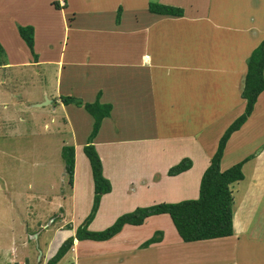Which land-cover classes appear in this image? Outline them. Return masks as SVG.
<instances>
[{"label": "crops", "instance_id": "crops-1", "mask_svg": "<svg viewBox=\"0 0 264 264\" xmlns=\"http://www.w3.org/2000/svg\"><path fill=\"white\" fill-rule=\"evenodd\" d=\"M54 1L59 3L58 7ZM150 2L155 0H78L76 3L74 0H12L11 10H3L4 6L0 4V43L7 53L6 63L1 66L14 62L17 65L31 64L47 76L54 65L51 75L56 80V86L51 90L44 89L34 106L45 105L42 101L46 99V104H53L52 110L58 105L68 111L75 107L78 111L84 109L75 103L63 102L64 97L72 96L84 103L98 100L111 107L109 116L102 119L92 142L101 158L103 174L111 179L112 188L102 195L99 210L90 225L91 230L104 229L114 222L113 218L110 219L112 216L139 206L135 198L132 199L135 200L132 206L127 205L126 196L130 194H140L141 191L140 199L148 198L151 203L139 202L149 206L181 197L188 192V182L193 177L199 184L216 150L219 137L245 107L242 96L240 102L231 100L229 89L231 87L233 91L241 83L243 88L247 57L258 44L246 50L242 49L243 43L237 47L238 58H234V61H238L239 67L237 63L232 67L234 70L237 67L240 81L234 84L225 80L228 96H224L221 101L216 97L215 102L219 103L214 108L216 110L221 106L224 110L210 117V123L213 124L211 128L219 125L218 133L211 138L214 146L209 140L205 141L206 146L201 144L202 132L207 133L209 130L194 129L191 117L186 120L184 116L192 108L194 98V89L188 91L190 87H187L185 80L192 79L191 87L194 80L206 82V88L211 92L213 78H208L205 72L219 71L215 78L223 79L221 75L225 76L228 68H231L221 63L223 55H230L228 48L225 51L223 46L226 45L227 32L231 31V27L226 26L227 20L222 18L221 7H213V0H156L158 3L181 7V16L153 13L148 9ZM261 3L264 6V0ZM236 11L230 10L228 16L236 21L238 15L242 16L246 24H240L238 28L241 29L238 30L243 28L256 36L254 32L258 26L254 23L255 19L251 18L252 14L245 19L242 11L238 14ZM69 13H72L70 18ZM257 13L259 16L262 13L261 27H264V10L260 13L257 10ZM18 24L33 27L34 50L38 55L36 60L18 32ZM217 31L222 32V35L216 38L214 32ZM8 35L10 39H7ZM20 49L26 51V56ZM167 78L174 86L170 90L166 85ZM223 88L225 90L226 86ZM260 101L264 102V91L259 94L246 122L231 134L220 161V168L224 170L245 160L242 165L243 178L230 184L234 198L233 235L185 243L170 215L160 213L148 216L139 225L125 224L107 240L79 241L75 238L69 251H73L75 257L91 255L88 256L90 264H264V144L257 150L256 146L244 151L247 142L243 136L250 132L252 137L251 117ZM208 106L212 105L209 103L205 108ZM237 106L239 109L235 113L233 109ZM231 113L234 115L220 124L223 116L227 114V117ZM259 116L264 118V111L257 118ZM136 118L140 122H135ZM63 124L70 127L68 116H65ZM162 124L166 126V131L160 132ZM107 125L111 126V130L116 128L118 133L104 135L103 130ZM120 125L126 128L124 131L127 130L129 136H118L117 128ZM132 128L140 129L138 135H130ZM91 131L87 132L86 143ZM194 145L204 155L199 169L195 166L201 160V154L190 149ZM83 146L82 143L74 145V174L76 171L77 175L78 153L83 154ZM81 157L89 164L86 155ZM185 157L192 160V166L179 174L168 175V169ZM89 169L91 171L90 165L86 168V177L91 181L86 190L88 197L93 196V179L92 173L88 174ZM193 170H199L197 176L191 175ZM75 187L77 192V184ZM115 190L120 192L115 193ZM195 192L194 196H198ZM55 228L62 231L66 225L60 222ZM156 231L162 232L157 234L160 240L143 245ZM39 234H35L37 239ZM65 237L57 244L51 239L46 241V238H41L47 253L41 251L38 264H45ZM85 245L95 248L88 251ZM0 264H28V257L19 252L17 246H11L10 250L0 246Z\"/></svg>", "mask_w": 264, "mask_h": 264}, {"label": "rangeland", "instance_id": "rangeland-1", "mask_svg": "<svg viewBox=\"0 0 264 264\" xmlns=\"http://www.w3.org/2000/svg\"><path fill=\"white\" fill-rule=\"evenodd\" d=\"M168 1L173 2L174 0ZM261 1L262 0H213L212 2L213 7H221L220 12L223 15L222 18L227 20L226 26L229 25L231 27V31L227 32L226 45L223 46L225 51H227L226 48H228V53L230 55L225 54L221 59V63H223L225 67L231 68H228L229 71L225 73L227 78L222 76L223 74H220L223 79L215 78L216 73L219 71L205 72L208 78H213V86L216 85L214 86V90L213 86H211V92L206 88V82L200 83L194 80V85L191 87L192 79L187 78L185 80L187 87H190L188 91H191V88L194 89V100L192 99V108L185 112L184 116L186 120L191 117L190 122L193 123L194 129L209 130V136L208 132H202L204 135L201 137L200 142L202 145L204 144V146H206L205 141L208 140L211 146H214V144L211 143L213 140H211V138H214L219 131V125H216L215 128H211L213 124L212 122L210 123V117L224 110L221 106L216 110L214 108L219 103L215 102L216 97L221 101L220 99H223L224 96H228V84H224L225 80L229 83L233 82L234 84L240 81L237 75V67H235V70L232 67L236 65V63L239 67L238 61H234V58H238L237 47H239V44L243 43L242 49L246 50L251 45L259 44L264 38V27H261L263 15L260 13L261 10H264L261 9L264 8V6ZM74 2L76 3L78 0H74ZM11 3L12 0H0V4L4 6L3 10H11ZM234 9L238 10V12L242 11L243 18L245 19L249 17V14H252L251 18L255 19L254 23L258 26L256 29L257 31L255 30L256 32H254L257 33L256 36H252L249 31L243 28L242 30H238L241 29L238 28L240 24H246L242 20V16L240 17L238 15V21L228 16V14H231L230 10ZM257 10L261 16L258 15ZM238 12L236 11L235 13L238 14ZM68 15L69 18L72 17V13ZM236 22H238V24ZM57 29L59 30L60 28ZM228 33L231 35L229 36ZM221 35L222 32L220 31L214 32L216 38ZM7 39H10L9 35ZM21 50L22 49H20V51ZM21 52L26 56V51ZM5 54L7 53L5 52ZM53 66L54 65H52V68L51 66H45L46 68H51L50 72H47V76L42 75L39 69L31 64L17 65L14 62L11 65L6 64L5 66H0V246L4 250H10L11 246H17L19 252L23 253V255L27 254L28 264H38L42 255L41 251L47 253L46 245L43 244L41 238H46V241L51 239L54 244H57L63 240L65 235V238L74 235L76 229L83 224L85 217L90 214L93 205V196L90 195L88 197L86 191L91 181L86 177V168H88L89 164L87 163V165L86 161L81 157V155L85 156L84 152L83 154L81 152V154L78 153L80 155L78 160V175L75 171L72 184L69 182V176L65 170V161L61 151L64 145L74 146L75 144L79 145L82 143V145H84V143H86L87 132L89 133L90 130L93 129L94 117L89 115L84 109L78 111L75 106L76 109H69V111L61 107V105H58L55 110H52L53 104L34 106L35 101L41 98V92L44 89L51 90L56 86V80L54 77L52 78L51 75L54 71ZM41 67L43 68V66ZM165 81L166 80H164V82ZM166 83L169 90L174 87L169 78H167ZM222 86H226V89L224 90ZM40 88L42 89L41 91ZM241 88L242 83L239 88H235L233 91L230 90L233 89L230 87L229 97L231 100H238V102L242 100ZM189 97L191 99V95H189ZM190 99L188 101H190ZM45 101L46 99L42 102ZM209 103L212 106L205 108ZM243 103L239 105L241 106ZM238 109L237 106L233 111L236 113ZM261 110L264 111V102L260 101V104H257L256 110L251 117L253 121L252 137L251 134H249L250 132L248 135L247 133L243 135L247 142L244 151L256 146L257 148L255 150H257L264 144V118L262 116L257 118L262 112ZM226 115L227 114L223 116L220 124L227 121L226 119H230L234 114L231 113L227 117ZM65 116L69 117L72 131H70L68 124H66V127L63 124L65 123ZM136 121L140 122L139 118H136L135 122ZM111 129V126L109 127L107 125L105 130H103L104 135L108 136L113 133H118L116 128L113 130ZM117 129L119 130L118 136L128 135L127 130L124 131L126 128L122 125ZM168 129L171 131V125L168 126ZM132 130L133 132L130 135L134 136L138 135L137 131L140 129L132 128ZM159 130L160 132L166 131V126L162 124V128H159ZM190 149L198 155L201 154L199 155L201 160L198 161V164L195 166V168L199 169L200 165L202 166V157L204 155L197 145L191 146ZM89 171L88 174L90 173L91 175V171ZM198 173L199 170H193L191 175L197 176ZM75 184H77V192L75 191ZM194 187L196 188L194 189ZM198 187V180H195V177H193L189 179L188 192L181 197L171 200L180 201L187 198H195L197 196H194V193H196L195 191L198 193ZM117 192L120 191L115 190V193ZM80 193L82 196H80ZM139 193L140 194H130V196H126L128 199L127 205L132 206L135 203V200H132L133 198L136 199L139 206H145L140 202L145 203L147 201L146 203H151L148 198H145V200L140 199L142 192L140 191ZM262 200L263 199H261L260 202ZM99 206L100 205H98V207ZM135 208L124 211L121 214L131 212ZM98 210L97 208L94 217ZM118 216L116 214L110 219L113 218V221H115ZM92 221L87 226L89 230H91L90 225ZM60 222L64 224V226L66 225V228L62 231H58V229L55 228ZM70 222L73 227H70ZM259 225L260 224L257 226L258 230H260ZM94 230L98 229L95 228ZM69 232H71V234H69ZM38 233H40V240L37 239L38 236L35 237V234ZM185 243L190 242L185 241ZM84 247H88V251L95 248V246L91 248L89 245H85ZM85 256L87 257L81 255L75 257L74 252L68 250L66 256L63 255L56 264H90L91 259L88 258V256L91 255ZM78 257L79 260L77 261Z\"/></svg>", "mask_w": 264, "mask_h": 264}, {"label": "trees", "instance_id": "trees-1", "mask_svg": "<svg viewBox=\"0 0 264 264\" xmlns=\"http://www.w3.org/2000/svg\"><path fill=\"white\" fill-rule=\"evenodd\" d=\"M54 4L56 7L59 6V3L56 1H54ZM148 9L156 14L174 16H181L183 14L181 7L158 2H150ZM17 30L36 60L38 55L34 50L33 27L31 25L18 24ZM5 56V50L0 43V66L6 63ZM246 64L247 68L241 91V96L245 100L244 110L226 127L219 137L216 150L201 176L198 196L176 202L163 201L149 206H138L131 212L119 215L111 225L101 230H89L87 226L94 218L102 195L110 192L112 185L110 180L103 174L102 161L92 139L97 134L102 119L109 116L111 107L109 104H101L98 100L84 103L72 96L64 97L63 102L65 104L75 103L78 106H83L94 117L93 129L89 134L87 143L83 146V151L88 158L92 173L93 205L90 214L85 217L83 224L76 229L75 234L67 237L45 264H56L72 247L75 238L79 240H107L117 234L125 224L139 225L148 216L160 213H168L170 215L179 236L186 242L233 235L234 198L230 184L243 178L242 165L245 160H241L224 170L220 168V161L231 134L240 129L246 122L254 109L259 94L264 91V38L247 57ZM61 152L65 161V170L68 173L69 182L73 184L75 166L74 146L64 145ZM191 166L192 160L185 157L172 165L168 169L167 174L176 175L189 169ZM161 233V231L154 232L142 244L149 245L152 242L160 240L157 234Z\"/></svg>", "mask_w": 264, "mask_h": 264}, {"label": "water", "instance_id": "water-1", "mask_svg": "<svg viewBox=\"0 0 264 264\" xmlns=\"http://www.w3.org/2000/svg\"><path fill=\"white\" fill-rule=\"evenodd\" d=\"M44 103L46 104V101Z\"/></svg>", "mask_w": 264, "mask_h": 264}, {"label": "bare ground", "instance_id": "bare-ground-1", "mask_svg": "<svg viewBox=\"0 0 264 264\" xmlns=\"http://www.w3.org/2000/svg\"><path fill=\"white\" fill-rule=\"evenodd\" d=\"M15 28V27H14ZM40 32V31H39ZM15 33V32H14Z\"/></svg>", "mask_w": 264, "mask_h": 264}]
</instances>
